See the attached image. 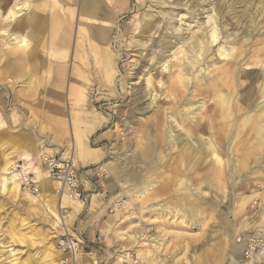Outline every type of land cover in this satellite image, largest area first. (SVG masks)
Segmentation results:
<instances>
[{
	"label": "rangeland",
	"instance_id": "obj_1",
	"mask_svg": "<svg viewBox=\"0 0 264 264\" xmlns=\"http://www.w3.org/2000/svg\"><path fill=\"white\" fill-rule=\"evenodd\" d=\"M30 4L35 5L42 23L57 15L71 27V19L74 22L77 17L78 0H30ZM5 6L0 3V8ZM193 19L203 23L200 32L210 43L192 70L203 80L198 84L191 80L186 91L180 84L173 85L181 54L178 59L172 55L192 28L196 29ZM51 21L54 24L55 20ZM149 22H155L157 29L146 32L143 25ZM25 24H29L27 16L9 34L24 33ZM9 34L0 35V171L6 156L19 155L17 163L24 162L37 173L43 199H31L23 187L20 193H12V181L0 175V264H62L65 255L58 248V240L63 233L57 224L60 203L69 207L68 232L73 236L76 232L74 215L82 203L66 198L61 201L55 181L52 191H44L41 186L45 181L41 156L51 154L52 146L60 144L53 140L45 117L55 119L63 107L61 116L69 127L55 154L73 158L89 194L86 209L100 212L97 221L103 222L84 232V240L78 237V264H133L135 260L138 264H264V145H216L220 162L211 161L207 150L200 148L199 161L191 163L179 159L183 145H169L156 127L161 114L165 123L162 107L170 104L174 110H182L185 94L202 102L210 93V83L227 68L232 72V93L237 92L233 108L239 119L246 110H256V104L264 105V0H130L128 10L117 17L105 38L84 39L86 64L80 60L79 64L89 76L85 109L93 116L85 117L75 133L71 106L65 103L52 112L46 106L58 104L54 97L43 101L40 95L39 83L47 78L46 71L32 70L33 82L25 71L15 69L17 61L27 60L36 66L45 57L54 62L58 59L39 55L38 40L31 45L37 53L33 59L23 48H7L4 40L10 38ZM93 44L112 55L114 69L107 77L102 74L106 65L102 69ZM167 59L171 69L162 71ZM64 60L61 75L70 81L76 61L72 51ZM20 72L23 75L17 76ZM150 76L152 94L159 90L154 104L147 88ZM57 77L53 75L50 80ZM160 78L164 83H159ZM174 86L180 88L176 104L164 99L166 91ZM134 93L140 96L137 101ZM213 106L203 110L209 135L215 126L225 132L221 112ZM55 126L51 123L52 128ZM23 131L40 135L41 145L35 153L28 145H14ZM62 136L56 132L55 139ZM104 162L114 170H106ZM185 178L187 185L183 184ZM148 180L156 187L141 196ZM196 192L199 195L194 196ZM143 250L152 255L142 254Z\"/></svg>",
	"mask_w": 264,
	"mask_h": 264
},
{
	"label": "bare ground",
	"instance_id": "obj_2",
	"mask_svg": "<svg viewBox=\"0 0 264 264\" xmlns=\"http://www.w3.org/2000/svg\"><path fill=\"white\" fill-rule=\"evenodd\" d=\"M0 3H4L6 5L5 8H0V35L5 36L9 34V31L11 28L16 27V25H18V23L22 21L25 16L28 17V23H29L28 25L30 26H28L27 30L24 33H20L18 31H12L8 35L10 38L7 37L8 40L5 38L6 40L4 41H6L7 48L11 49V48L18 47V48H23L27 50L29 54V59L30 57L31 59H33V57L37 53H35L31 49V45H33V43L37 40L36 33L34 31L40 25V19H38V11L35 8V5L30 4V0H13L12 2L10 0H0ZM51 10L54 11L55 8L51 7ZM193 21L195 20L193 19ZM2 24H5L6 27H1ZM195 27L196 29L194 30L192 28L191 33L186 38H184L182 42H180L182 39L181 37L178 39V42L182 43V46L181 47L179 46L177 51L174 52L172 55L173 58L177 57L178 59L179 56L177 55L181 54V57H179L180 60H178L179 64L175 63L173 65V67H175L177 64L179 66L178 68H180L177 79H175V81L173 82V85L180 84L181 87L184 88V90L186 91L189 90L188 88L191 83V80L194 79V81H196L198 84L199 80L202 79L200 78L201 76L199 74L195 75L194 73H192V70L195 67V65L199 64L200 62L198 56L202 54L203 51L209 49V43H210L209 41H205L204 35L200 32L203 29V23L199 21H195ZM143 29L146 30V32L148 31L150 32V30L153 31L154 29L156 30L157 29L156 23L155 22L145 23L143 25ZM160 46L163 49L165 48L163 45H160ZM39 51H42V50H40L39 48ZM165 62L167 64L164 66L162 71L171 69L170 59H167ZM39 64H40V61H38L35 64L36 67ZM105 65H106L105 73L109 76L111 74V71L113 72V69H114V63H113L111 54H108ZM45 71L47 73V78L51 79L53 77V75H51V72L48 71V69ZM231 75H232V72L230 71L229 68H227L226 70H223L219 78L215 79V81L213 80L214 81L213 83H210L209 85L210 93H207V95L203 98L204 100L202 99L203 100L202 102L198 99L196 100V98L194 99V97L192 96L191 98H189L185 94L183 96V103H181L183 106L182 110L176 111L170 106V104H168L169 106L162 107L165 110L163 113V115H165L166 117L165 123L162 122L161 120L162 119V114H161L160 117H157L156 127L161 133L160 138L162 139V137L164 138L165 136V139L167 140L166 142H168L169 145L171 146L183 145V147L181 148L182 152L180 153V157H179L180 160L189 161L191 163H197L202 154V151L200 150V148H205L207 150V154H208L207 156H210L211 161L220 162V158L215 152L216 145H260V146L264 145V105L258 106L260 105V103L256 104L255 107H258L257 109L255 108L256 110L253 109V112H250V110H246L247 114L242 115L243 117L239 119L238 113L233 108V99H234V94L236 90L234 91V93H232L234 89L232 90V87H231L232 86ZM146 80H147V88L151 94L150 96L152 97L151 103L154 104L159 90L155 95H153L151 91L152 90L151 89L152 77L150 76ZM159 83H164V80L160 78ZM240 85L242 84L240 83ZM179 92H180V88L177 86H174L170 90L166 91V94L164 95V99L170 98L173 101H175V99L179 95ZM211 96H213L215 99L211 98ZM139 97L140 96L138 95V93H134V97H133L134 101H137ZM248 97H250V95ZM248 97H246V100H248ZM205 98H207V100H205ZM211 100H212V103H208ZM178 102L179 101L177 102L175 101V104ZM181 102H182V98H181ZM249 102L247 101L248 104ZM212 104H214V106L217 105V109L221 112L220 119L225 122V123L223 122V126H222V127H225L224 128L225 132L224 131L219 132L217 130L218 126L217 127L215 126V128H213L214 132L209 135V132H208L209 127L207 125V121H205V117L203 116V110L207 111L208 109H210ZM237 104L240 105V103H237ZM249 106L252 107V105H249ZM58 109H59L58 107H55L50 110L54 112V111H58ZM195 133H197L198 135ZM156 144L157 143L153 145H156ZM80 145H83V144H80ZM195 145H199V146L195 147ZM90 154L91 153L88 152V156H90ZM157 157L159 158V156ZM17 158H18V155L6 156L4 167L0 171V175L3 176L5 180L9 179V181L10 180L12 181V186L10 190L14 194L20 193V190L22 189V183L20 179L21 173L17 170V167H18ZM229 163H231V159ZM103 167L106 170H111V171L114 170V168L108 162H104ZM37 170H40V167H38ZM236 172L237 170H235V173ZM184 181L185 182L184 183L182 182V183L187 185L188 179L185 178ZM55 182L56 184H58L57 186L59 188V183L57 181ZM155 187H156V184L153 183L152 181H149V183L144 187V189L139 194L141 196H146L150 191L154 190ZM183 187H187L186 189H189V186H183ZM25 194L34 200L43 199L42 193L34 194L31 191L27 190ZM195 195H199V192L198 193L196 192L194 196ZM64 198H66L68 202H71L68 196L64 195L62 199ZM53 215L55 216L56 213H54ZM263 252H264V247H263ZM141 253L142 254L144 253V255H149V256L152 255L149 250H143L141 251ZM257 261H260L259 258ZM124 262H126V260ZM95 264H97V262H95Z\"/></svg>",
	"mask_w": 264,
	"mask_h": 264
},
{
	"label": "crops",
	"instance_id": "obj_3",
	"mask_svg": "<svg viewBox=\"0 0 264 264\" xmlns=\"http://www.w3.org/2000/svg\"><path fill=\"white\" fill-rule=\"evenodd\" d=\"M130 0H78V4L76 6L77 17L73 22V18L71 19L72 26L68 27L65 21L59 19L57 15L54 17L51 16L49 22L42 23L40 20V25L34 31L36 33V38L40 43H36L37 46L42 51H38L39 55H49L50 57L58 59L57 62L53 60H47V57L40 61V64L36 66L32 65L30 61H24V63H20L17 61L16 68L17 70L25 71V75L31 76L29 78L30 81L34 82V73L32 74V70H42L45 71L48 69L52 73V75H58L59 77L52 79V81L47 78H43L40 80L39 85L42 86L40 90V95L43 97V101H52V97L56 100L58 104L46 106L47 108H62L63 104H69L71 106L70 113L72 115L71 123L73 127V133L77 131L78 127L83 124V119L91 118L92 112H87L85 109V102L87 101V93L89 91V76L85 72V69L79 64L80 61H84L85 58L83 56L84 52V39L86 37H104L107 36L110 32V28L113 23L116 22L117 17L128 10ZM51 20H55L54 24H52ZM28 28V26L25 24ZM24 28V31L27 29ZM23 29V28H22ZM46 31V32H45ZM94 55L96 59H99V63L105 67V61L107 60V56L109 52L101 51L98 47H94ZM14 50H19L14 48ZM69 51L74 54L75 62L72 65V69H75L74 77H71L70 81H65L64 77H62L61 70L66 66L65 58ZM15 54V51H13ZM44 52V53H43ZM18 53V52H17ZM102 53V54H101ZM111 54V53H110ZM41 57V56H40ZM20 63V65H18ZM86 64V61H84ZM59 70V72H58ZM46 75V72H44ZM103 77H107L106 73L102 70ZM23 75L21 72L17 75ZM45 108V107H44ZM65 113V108L63 107L61 113L59 115H55V119L49 117H45L50 125L51 130L53 131V140L57 143H62L66 136L67 126L69 122L65 119L62 114ZM53 119V120H52ZM53 121V122H52ZM51 123H54L55 128L51 127ZM44 124V122H43ZM69 127V126H68ZM43 129V127H40ZM63 135L61 139L56 140L55 134ZM18 143L14 145H28L32 153L38 151L39 145H41L40 135L33 131H23L18 135ZM1 144V142H0ZM60 144L58 146H52L51 154L58 153L60 150ZM56 151V152H55ZM24 152H28L24 150ZM19 156V155H18ZM43 179L45 180L41 183L44 191H52L55 183L54 180L50 181L49 174L47 173L44 165H41ZM79 178L82 184L83 189V199L79 200V203H82L80 209L76 211L74 215V223H76L74 232L80 239H83L84 232H90L96 229V226L102 224L103 222L97 221L99 219V215L101 214L98 211H90L87 208V202L89 199V194H87L86 189L83 187V179L82 174L79 173ZM51 178V177H50ZM53 183V184H52ZM58 207V206H57ZM98 212V214H97ZM74 234V236H75ZM97 234L95 233V236ZM64 254V253H63ZM65 255V254H64Z\"/></svg>",
	"mask_w": 264,
	"mask_h": 264
},
{
	"label": "built area",
	"instance_id": "obj_4",
	"mask_svg": "<svg viewBox=\"0 0 264 264\" xmlns=\"http://www.w3.org/2000/svg\"><path fill=\"white\" fill-rule=\"evenodd\" d=\"M41 164L44 165L49 176L59 183L57 193L61 201L64 195L73 201L83 199L82 184L72 157L63 158L57 154L45 153L41 156ZM17 170L21 173L20 179L23 189L38 194L40 192V180L37 173L24 162L18 163ZM69 213V207L60 203L58 214L61 218L57 224L63 234L59 237L58 248L65 254L61 260L62 264H78L80 243L68 232L67 218ZM138 263L137 260L133 262V264Z\"/></svg>",
	"mask_w": 264,
	"mask_h": 264
}]
</instances>
